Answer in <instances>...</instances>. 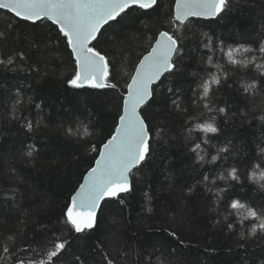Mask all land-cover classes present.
<instances>
[{"label":"trees","instance_id":"1","mask_svg":"<svg viewBox=\"0 0 264 264\" xmlns=\"http://www.w3.org/2000/svg\"><path fill=\"white\" fill-rule=\"evenodd\" d=\"M173 4L174 0H159L154 11L131 10L108 29L99 48L110 61V82L123 85L126 73L146 52L148 37L158 29L171 31L168 20ZM9 23L14 27L9 28ZM262 24L264 0H231L222 17L192 20L185 33L187 56L180 74L164 81L145 112L153 126L151 156L130 176L132 190L105 200L95 227L76 233L63 222L65 205L98 155L90 149L101 145L114 128L119 93L70 86V50L55 26L48 21L32 25L0 10V60L7 61L9 56L13 60L10 65L0 64V264H15L14 257L27 261L33 249L50 247L47 242L54 237L67 241L56 264H107L105 255L115 264H264V235L242 237L250 224L240 223L235 215L225 219L223 199L220 204L212 203L216 190L225 188L218 173L238 162L244 187L237 185L235 195L256 203L264 201V191L243 175L244 161L257 168L264 164L260 153L264 147V121L260 119L264 95L256 93L245 99L237 91L240 83L236 79L258 73L251 67L224 78L214 103L225 107L226 114L216 116L220 131L210 145L202 147L205 161L224 146L229 153L223 155L229 158L215 164L205 162L203 167L193 163L192 141L185 139V117L173 109L174 97L167 91L169 86L180 88L184 107L197 113L190 104L189 86L198 79L193 74L205 67L199 64V57L206 50L197 49L201 40L207 42L202 34L226 44H250ZM15 53H23V59ZM16 97L21 98L15 112L19 120L12 112ZM25 118L33 122V131L22 127ZM196 135L202 134L194 133L193 138ZM29 146L35 149L31 158L22 155ZM201 173L208 175L211 192L197 184L203 180ZM193 185V192L188 193ZM229 223L233 224L231 230ZM172 231L177 233L175 238L169 235Z\"/></svg>","mask_w":264,"mask_h":264},{"label":"snow or ice","instance_id":"2","mask_svg":"<svg viewBox=\"0 0 264 264\" xmlns=\"http://www.w3.org/2000/svg\"><path fill=\"white\" fill-rule=\"evenodd\" d=\"M230 3L231 0H174L168 20L171 31L158 29L148 37L146 52L139 56L132 70L126 73L128 79L120 85L109 80L110 61L99 48L101 38L131 10L154 11L159 6V0H0V10H6L19 21L32 25L48 21L55 26L58 36L64 39L66 48L70 50L69 66L73 73L67 80L70 86L81 88L87 85L90 88H107L119 93L114 128L101 145L90 149L91 152L98 153L93 158L94 164L87 169L79 187L65 205L63 222L76 233H84L95 227L96 209L101 201L116 198L120 193L132 190L130 175L134 169L142 167L151 156L153 126L145 112L154 100L157 90L165 86L164 81L176 77L181 72L180 65L187 56L185 33L190 30L188 25L193 19L222 17L229 10ZM8 27L12 28L14 25L9 23ZM2 35L3 33H0V36ZM202 35L207 37V42L201 40L197 49L202 47L206 50L199 57V64L205 67L202 72L193 74L198 79L192 81L189 86L190 104L198 112L190 113L184 107L179 99V95L184 94L180 88H167L168 93L174 97L171 100L173 109L185 117V139L192 141L190 152L195 156L193 163H199L201 167L205 162L215 164L218 159L227 161L229 158L228 155H223L229 153V147L224 146L217 148L216 155H212L210 161H205V149L202 147L210 145L211 138L220 131L216 116L226 114L225 107L214 103L215 94L225 82L224 78H230L236 71L254 67L257 76H237L236 79L240 83L237 91L243 94L245 99L256 93L264 95V24L257 39L250 44H226L224 41L214 40L207 33ZM251 44H256L257 47L253 48ZM256 52L259 56L253 55ZM14 55L23 59V53ZM257 60L261 62L257 63ZM12 63V56H9L7 61L0 60V64ZM192 83L194 87L191 86ZM20 104L21 98L16 97L12 112L13 118L17 120L19 117L15 116L16 106ZM260 119L264 121V116ZM39 122L37 121V124ZM22 127L29 132L34 130L33 122L27 118ZM83 127L87 134V125ZM71 131L69 129V132ZM194 133L202 135L193 138ZM34 150L29 146V150L22 155L31 158ZM260 153L264 156V147L260 148ZM239 163L230 167L222 166L223 170L218 173L217 178L225 182V188L216 190L212 203L220 204L223 199L225 219L235 215L240 223L247 221L250 224L247 232L241 233L242 237L264 235V201L256 203L235 195L237 185L241 189L244 187ZM243 163V175L248 181L259 185V191H264V164L257 168L250 161ZM201 175L203 180H197V184H204L206 190L211 192L212 189L207 187L208 175ZM195 187L196 185L189 187L188 193H192ZM229 191L232 192L231 196L227 195ZM213 210L209 208V211ZM227 227L231 230L233 224L229 223ZM169 235L175 238L177 233L172 231ZM47 243L50 247L33 249V255L27 261L14 257L15 264H56V260L66 250L67 241L54 237ZM8 251L6 247L4 253L7 254ZM104 260L107 264H115L109 255H105Z\"/></svg>","mask_w":264,"mask_h":264},{"label":"water","instance_id":"3","mask_svg":"<svg viewBox=\"0 0 264 264\" xmlns=\"http://www.w3.org/2000/svg\"><path fill=\"white\" fill-rule=\"evenodd\" d=\"M6 11V10H5ZM208 20H210V19H208ZM85 86H87V85H85ZM94 164V163H93ZM135 170V169H134ZM133 170V171H134ZM131 176V175H130ZM129 179H130V183H131V178L129 177ZM82 180H83V178H82ZM82 180H81V182H82ZM79 187V186H78ZM75 193V192H74ZM73 193V194H74ZM122 194H125V193H120L119 195H122ZM108 199H111V198H106L105 200H108ZM105 200H103V201H101L100 202V206H101V204L105 201ZM100 206L96 209V219H97V215H98V211H99V208H100Z\"/></svg>","mask_w":264,"mask_h":264}]
</instances>
